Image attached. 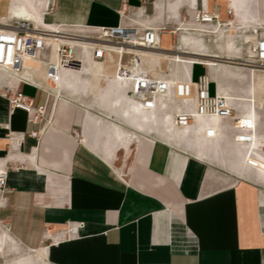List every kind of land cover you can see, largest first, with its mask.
<instances>
[{
	"label": "crops",
	"instance_id": "0c3cea01",
	"mask_svg": "<svg viewBox=\"0 0 264 264\" xmlns=\"http://www.w3.org/2000/svg\"><path fill=\"white\" fill-rule=\"evenodd\" d=\"M123 1L142 15L140 23L167 27L162 48L190 51L181 56L187 77L190 64H204L215 92L257 112L260 132L248 148L232 134L203 137L201 121L171 133L157 123L172 114L166 109L174 97L142 128L140 117L126 116L90 86L50 91L44 65L35 64L26 76L38 86L19 88L45 106L40 124L21 111L11 117L0 95V170L9 168L0 264H264V81L210 58L234 55L242 28L264 26V0H0V16L15 17L23 5L41 26L109 27L120 23ZM202 9L224 26L189 31ZM196 66L194 80L206 72L201 66L196 75ZM5 75L0 70V88H16L18 78ZM10 132L24 134L23 144L11 143Z\"/></svg>",
	"mask_w": 264,
	"mask_h": 264
},
{
	"label": "built area",
	"instance_id": "2783aa9c",
	"mask_svg": "<svg viewBox=\"0 0 264 264\" xmlns=\"http://www.w3.org/2000/svg\"><path fill=\"white\" fill-rule=\"evenodd\" d=\"M119 16L121 21L117 26L59 25L56 28L38 25L26 17L15 16L4 20L0 16V70L7 73L1 78L5 81L18 78L19 82L16 88L9 84L0 88V95L9 104V115L12 117L21 111L32 124H40L44 119L45 106H35L33 98L25 95L19 88L21 84L26 83L38 86L29 76L24 75L27 61H40L44 64L45 82L52 92L58 91L64 70H76L84 75L89 73L87 67L92 61L113 66L115 78L123 84L127 94L136 104L149 106L160 96L174 97L175 103H170L166 111L172 113L176 128H194L195 124L201 121L207 124L203 137L214 138L221 134H232L237 145L248 148L252 136L260 132V115L250 110L246 112L241 102L229 100L219 95L217 90L212 94L211 88L215 81L211 71L204 64H191L187 78H177L171 70L161 75L147 70L139 50L169 55L178 53L182 57H188L190 51L177 44L172 50L162 48L161 35L167 32V27L146 26L140 23L142 15L130 10L127 1L122 2ZM212 26L220 28L224 24H221L217 15L202 9L197 11L195 23L189 24L188 30L203 33L208 32ZM245 32L256 36L252 58L242 52L234 57L214 54L210 58L239 65L248 75L256 72L264 78V26L244 27L238 38ZM53 50L55 61L52 60ZM195 65L206 68V72L196 80L192 78ZM169 79H175V82H170ZM248 102L252 106L255 105L254 100ZM255 109L257 111L256 107ZM215 120H218L220 126L216 133L212 128ZM30 136L39 139L40 132L33 131ZM8 139L20 146L25 141V135L10 132ZM8 175L9 168L5 166L0 170V202L9 191ZM83 226L84 224L80 223L76 227L68 228V232L75 234Z\"/></svg>",
	"mask_w": 264,
	"mask_h": 264
},
{
	"label": "bare ground",
	"instance_id": "6f19581e",
	"mask_svg": "<svg viewBox=\"0 0 264 264\" xmlns=\"http://www.w3.org/2000/svg\"><path fill=\"white\" fill-rule=\"evenodd\" d=\"M15 13H16L15 16H24V17L29 16V11L23 5L19 6L16 9ZM31 16H33V15L31 14ZM52 28H54V26ZM238 40H239L238 41L239 42L238 47H237V49L234 50V52H233L234 55H229V57L237 56V54L242 52L245 56L252 58L254 55L253 51H254V45L256 42V36L252 33L245 32V33H242V36ZM139 51H140L139 53L141 55L146 56V57L148 56V58H149L148 60L150 61L149 65H151V69L156 71L155 75H158L159 74L158 70L156 69V67L153 64V59L155 57H159L156 55L157 53L154 51H146V50H139ZM167 56L168 55H166L165 57H167ZM52 60L53 61L56 60V55H55L54 50H53ZM142 61L144 62V58H142ZM220 63L224 64L230 68H236V69H241V70L246 71L243 67H241L239 65H232V64H229L227 62H220ZM35 64L41 65L40 61H27L26 62V71L24 72L25 76H26V72L29 69L32 71L37 70L35 68ZM109 66H110V64H109ZM87 68L89 70V73H85L84 75H80L78 72H76V70L75 71L64 70L62 72V75H61V84L59 85L58 90L66 89L69 91L70 89L72 90V89L78 87L79 85L90 86L92 89L95 90L96 94H99L101 97L106 98V100L108 99L111 103L116 105L119 110L123 111V113L126 116L129 117L130 115H133V116L140 117L142 122L144 123V125L155 124V120L153 117L154 116L155 103L156 102H163L166 99L165 96H160L157 100L152 101L149 104V106H146V104H136L132 100V98L129 97V95L127 94V90L125 89L123 84H121L120 81L115 78L114 71L111 72L108 69L104 70L103 69L104 65H101L97 62H92V61L89 63V66ZM254 74L260 75L259 73H256V72ZM253 75H251V79L253 78ZM262 79L264 81L263 77H262ZM170 82H173V81H170ZM259 85H260V87H262L261 82ZM66 90H64V91H66ZM93 97H95V96L93 95ZM170 97H172V96H170ZM162 120L166 121V123L168 124L167 129H169L171 127L174 129L172 131V133L177 132L178 128H176L174 123H173V117H171L170 115H166V116H164V118ZM197 125H199V124H197Z\"/></svg>",
	"mask_w": 264,
	"mask_h": 264
},
{
	"label": "rangeland",
	"instance_id": "374dc122",
	"mask_svg": "<svg viewBox=\"0 0 264 264\" xmlns=\"http://www.w3.org/2000/svg\"><path fill=\"white\" fill-rule=\"evenodd\" d=\"M189 28V27H188ZM191 31V30H190ZM192 32H194L192 30ZM157 56L159 57H155L153 59V64L154 66L156 67V69L158 70V75H161V74H165L166 72H168L169 69H173L174 73H176V77H182V78H186L187 77V69L189 67V65L186 63V64H183L181 62H183L181 59L182 57L180 56V54H176L174 56H167V57H164L163 54H156ZM142 58H144V65L146 66V68H148L150 71H152L151 69V65H149L150 61L148 60V56H143L142 55ZM166 58V59H165ZM191 66V64H190ZM206 70V68H205ZM203 71V68L201 66H196V69H195V72H196V75H199L200 72ZM154 72V71H153ZM156 72V71H155ZM154 72V73H155ZM171 81V80H169ZM175 81V80H174ZM173 81V82H174ZM211 93L212 94H215V85H212V88H211ZM104 98V97H102ZM169 97H166V99L163 101V102H157V105L155 103V106H154V111H155V108H157L159 106V109H160V105H166V100L168 99ZM172 98V97H170ZM106 100V98H104ZM108 100V99H107ZM109 101V100H108ZM110 102V101H109ZM157 106V107H156ZM169 114V113H168ZM171 117H173L172 114H169ZM132 117V115H130ZM129 116V117H130ZM133 120V119H132ZM158 125H161L162 127H166L168 126V124L166 123V121H163L162 119L158 120ZM143 126H141L142 128L145 126L144 123L142 124ZM172 129V130H171ZM169 130H171L170 132L172 133V131L174 130L172 127L169 128Z\"/></svg>",
	"mask_w": 264,
	"mask_h": 264
}]
</instances>
